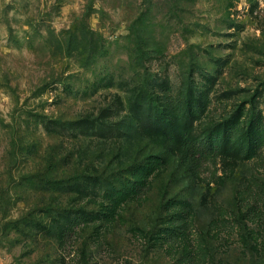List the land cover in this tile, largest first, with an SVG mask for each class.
Wrapping results in <instances>:
<instances>
[{
    "label": "rangeland",
    "instance_id": "1",
    "mask_svg": "<svg viewBox=\"0 0 264 264\" xmlns=\"http://www.w3.org/2000/svg\"><path fill=\"white\" fill-rule=\"evenodd\" d=\"M0 264H264V0H0Z\"/></svg>",
    "mask_w": 264,
    "mask_h": 264
},
{
    "label": "trees",
    "instance_id": "2",
    "mask_svg": "<svg viewBox=\"0 0 264 264\" xmlns=\"http://www.w3.org/2000/svg\"><path fill=\"white\" fill-rule=\"evenodd\" d=\"M238 132L236 127L232 126L228 131H225L224 140H234L237 138ZM172 136V141H174ZM179 146L182 153L183 162L194 175H200L204 168L210 165L218 156L221 150V143L219 137L215 134L193 137L188 132L182 131L179 136ZM138 192L142 194V186L137 187ZM187 217L178 219V228L182 230H189L190 225L187 222ZM170 233L168 236L171 241H177L181 234Z\"/></svg>",
    "mask_w": 264,
    "mask_h": 264
}]
</instances>
